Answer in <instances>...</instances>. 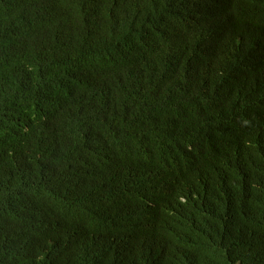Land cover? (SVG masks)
Wrapping results in <instances>:
<instances>
[{"label":"trees","instance_id":"obj_1","mask_svg":"<svg viewBox=\"0 0 264 264\" xmlns=\"http://www.w3.org/2000/svg\"><path fill=\"white\" fill-rule=\"evenodd\" d=\"M258 216L264 0H0V264H264Z\"/></svg>","mask_w":264,"mask_h":264},{"label":"clouds","instance_id":"obj_2","mask_svg":"<svg viewBox=\"0 0 264 264\" xmlns=\"http://www.w3.org/2000/svg\"><path fill=\"white\" fill-rule=\"evenodd\" d=\"M258 218H259V220H264V217L258 216ZM260 258H259V256H256V260H259Z\"/></svg>","mask_w":264,"mask_h":264},{"label":"bare ground","instance_id":"obj_3","mask_svg":"<svg viewBox=\"0 0 264 264\" xmlns=\"http://www.w3.org/2000/svg\"><path fill=\"white\" fill-rule=\"evenodd\" d=\"M226 3V2H225ZM209 32H210V30H209Z\"/></svg>","mask_w":264,"mask_h":264}]
</instances>
